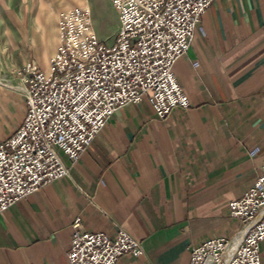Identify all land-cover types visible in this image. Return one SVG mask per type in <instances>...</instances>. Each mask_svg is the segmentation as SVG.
Returning a JSON list of instances; mask_svg holds the SVG:
<instances>
[{
  "label": "crops",
  "instance_id": "1",
  "mask_svg": "<svg viewBox=\"0 0 264 264\" xmlns=\"http://www.w3.org/2000/svg\"><path fill=\"white\" fill-rule=\"evenodd\" d=\"M30 1L7 2L34 35L45 14ZM199 29L174 66L190 108L161 121L145 97L117 111L77 164L60 152L70 176L0 213V264H69L77 218L141 243L142 257L117 264H189L193 247L239 232L229 204L264 175V0H215Z\"/></svg>",
  "mask_w": 264,
  "mask_h": 264
},
{
  "label": "built area",
  "instance_id": "2",
  "mask_svg": "<svg viewBox=\"0 0 264 264\" xmlns=\"http://www.w3.org/2000/svg\"><path fill=\"white\" fill-rule=\"evenodd\" d=\"M109 2L119 20L111 45L98 39L90 8L79 9L63 18L49 71L31 63L24 67L26 113L0 142V213L69 177L60 152L77 164L120 109L148 97L164 121L176 109L190 108L174 66L191 49L215 0ZM229 208L231 219L241 224L239 232L193 247L189 264H262L264 175ZM72 228L69 264H117L124 256H143L141 243L123 229L114 238L88 232L81 218Z\"/></svg>",
  "mask_w": 264,
  "mask_h": 264
},
{
  "label": "rangeland",
  "instance_id": "3",
  "mask_svg": "<svg viewBox=\"0 0 264 264\" xmlns=\"http://www.w3.org/2000/svg\"><path fill=\"white\" fill-rule=\"evenodd\" d=\"M7 1H0V92L4 95L6 108L4 112L0 110L1 140L20 125L26 113L24 67L31 63L46 70L38 49H35L40 47L42 39L46 41V45H51V49L54 48L53 53L47 55L50 66L60 44V27L66 14L90 8L98 39L107 45L114 42L118 31L115 26L118 14L108 0H90L92 5H88L87 0H31L30 7L40 6L45 14V17L42 16L43 19L39 20L40 31L34 35L33 28H28L18 17L20 4ZM43 13L41 10V14ZM43 31L45 34L41 35ZM34 41L37 45H34Z\"/></svg>",
  "mask_w": 264,
  "mask_h": 264
},
{
  "label": "bare ground",
  "instance_id": "4",
  "mask_svg": "<svg viewBox=\"0 0 264 264\" xmlns=\"http://www.w3.org/2000/svg\"><path fill=\"white\" fill-rule=\"evenodd\" d=\"M71 12H69V13H71ZM39 46L40 47H36L35 49H38V51L40 53V57L43 59L44 63L47 65L48 64V56L47 55L50 54V52H53L54 48L52 47V49H51L49 47L51 45H46V41L44 39H42V43H39ZM47 72H48V69H47ZM234 245L230 247L231 250H233Z\"/></svg>",
  "mask_w": 264,
  "mask_h": 264
}]
</instances>
